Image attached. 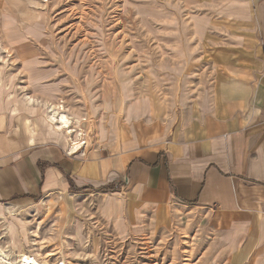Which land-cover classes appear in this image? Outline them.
Listing matches in <instances>:
<instances>
[{
	"label": "rangeland",
	"instance_id": "1",
	"mask_svg": "<svg viewBox=\"0 0 264 264\" xmlns=\"http://www.w3.org/2000/svg\"><path fill=\"white\" fill-rule=\"evenodd\" d=\"M262 47L253 0H0V113L54 128L48 104L63 106L81 154L122 120H200L263 71ZM1 204L12 264H264L209 211L148 208L117 188Z\"/></svg>",
	"mask_w": 264,
	"mask_h": 264
},
{
	"label": "crops",
	"instance_id": "2",
	"mask_svg": "<svg viewBox=\"0 0 264 264\" xmlns=\"http://www.w3.org/2000/svg\"><path fill=\"white\" fill-rule=\"evenodd\" d=\"M253 1L264 54V0ZM218 96L211 113L175 129L154 118L122 120L108 143L81 154L49 114L54 128L35 119L19 130L0 113V216L2 202L117 188L148 208L209 211L218 228L246 239L244 254L258 250L264 262V69Z\"/></svg>",
	"mask_w": 264,
	"mask_h": 264
},
{
	"label": "bare ground",
	"instance_id": "3",
	"mask_svg": "<svg viewBox=\"0 0 264 264\" xmlns=\"http://www.w3.org/2000/svg\"><path fill=\"white\" fill-rule=\"evenodd\" d=\"M26 100L29 103L35 102V100L32 99L31 97H27ZM48 108L50 112L49 117L51 120L54 121V123L58 125L59 127L58 129L64 131L68 136L69 135L72 136L74 132L73 126H72L73 123L70 120V117L67 115L65 108L61 105H53V104H48ZM71 144H72L71 150H74L75 152L79 151L82 148L80 142L74 141ZM21 257L22 255H19L18 258H21ZM0 264H12L7 258L6 254H4V252L1 250V247H0ZM30 264H33V263H30ZM45 264H48V263H45ZM62 264H65V263H62Z\"/></svg>",
	"mask_w": 264,
	"mask_h": 264
},
{
	"label": "trees",
	"instance_id": "4",
	"mask_svg": "<svg viewBox=\"0 0 264 264\" xmlns=\"http://www.w3.org/2000/svg\"><path fill=\"white\" fill-rule=\"evenodd\" d=\"M83 190H87L86 188H83L81 191H83ZM95 189H91V191H94ZM100 190H103V191H111V189H109V188H107V187H103V188H101Z\"/></svg>",
	"mask_w": 264,
	"mask_h": 264
}]
</instances>
